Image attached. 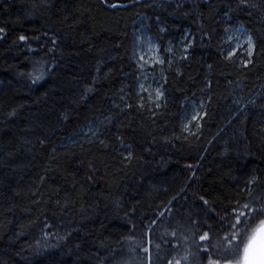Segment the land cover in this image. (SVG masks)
Here are the masks:
<instances>
[{"label": "trees", "instance_id": "trees-1", "mask_svg": "<svg viewBox=\"0 0 264 264\" xmlns=\"http://www.w3.org/2000/svg\"><path fill=\"white\" fill-rule=\"evenodd\" d=\"M262 221L264 0H0V264H240Z\"/></svg>", "mask_w": 264, "mask_h": 264}, {"label": "rangeland", "instance_id": "rangeland-1", "mask_svg": "<svg viewBox=\"0 0 264 264\" xmlns=\"http://www.w3.org/2000/svg\"><path fill=\"white\" fill-rule=\"evenodd\" d=\"M226 44L228 45L229 55L239 54L249 57L252 52L253 42L248 33L241 27L230 28L226 33ZM132 54L139 67H146L150 70L141 71L139 74V91L143 93L149 101L158 100L160 97V72L154 67L162 64L158 45L147 33L142 22H138L133 32L131 43ZM192 119L202 115V104H189ZM255 232L253 233V235ZM252 235V236H253ZM249 245V243H248ZM248 245L246 247H248ZM244 258L240 264H243Z\"/></svg>", "mask_w": 264, "mask_h": 264}, {"label": "snow or ice", "instance_id": "snow-or-ice-1", "mask_svg": "<svg viewBox=\"0 0 264 264\" xmlns=\"http://www.w3.org/2000/svg\"><path fill=\"white\" fill-rule=\"evenodd\" d=\"M260 240V259L258 261H254L249 259V251L256 244L257 239ZM245 259L243 264H264V221L261 222L259 228L257 229L256 234H254L249 242L248 247L245 248Z\"/></svg>", "mask_w": 264, "mask_h": 264}, {"label": "water", "instance_id": "water-1", "mask_svg": "<svg viewBox=\"0 0 264 264\" xmlns=\"http://www.w3.org/2000/svg\"><path fill=\"white\" fill-rule=\"evenodd\" d=\"M257 232V230H256ZM255 232V234H256ZM260 240L259 238L257 239L256 244L250 249L249 251V259L254 260V261H258L260 259Z\"/></svg>", "mask_w": 264, "mask_h": 264}, {"label": "bare ground", "instance_id": "bare-ground-1", "mask_svg": "<svg viewBox=\"0 0 264 264\" xmlns=\"http://www.w3.org/2000/svg\"><path fill=\"white\" fill-rule=\"evenodd\" d=\"M143 23V22H142ZM144 67V66H143ZM119 97V96H118ZM85 134V133H84ZM40 248V247H39Z\"/></svg>", "mask_w": 264, "mask_h": 264}]
</instances>
